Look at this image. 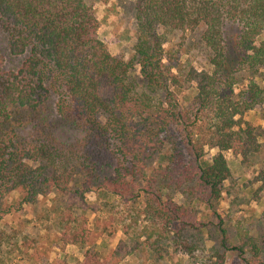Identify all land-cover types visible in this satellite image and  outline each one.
<instances>
[{
    "label": "trees",
    "instance_id": "obj_1",
    "mask_svg": "<svg viewBox=\"0 0 264 264\" xmlns=\"http://www.w3.org/2000/svg\"><path fill=\"white\" fill-rule=\"evenodd\" d=\"M102 1L0 0L8 48L23 56L17 71L4 70L0 58V222L40 196L72 193L63 200L56 247H86L75 264H120L141 243L131 234L101 255L90 248L92 232L84 223L70 226L76 222L66 218L70 208H82L89 190L87 181L72 188L74 174L86 167L97 179L102 172L85 144L96 142V154L108 163L104 192L136 190L144 197L139 214L152 227L142 230L146 240L154 234L165 239L171 224L195 227L193 202L213 207L231 176L225 151L248 163L263 150L244 114L264 103V41H258L264 0H134L136 40L128 60L112 55L99 38L94 4ZM174 31L198 32L200 68L180 59L185 52L165 49ZM134 65L144 83L140 91L129 78ZM184 85L194 89L189 107L173 90ZM51 92L66 121L84 131L80 147L63 143L48 126L26 138L13 137L14 127L13 135L7 131L16 109L33 115ZM154 92L162 98L154 99ZM206 148L216 152L207 157ZM152 160L159 163L150 170ZM259 174L264 177V157ZM128 176L137 182H127ZM169 187L181 189L185 201L163 195ZM241 241L231 248L237 264H264V233L256 239L244 232ZM48 264L70 263L63 253Z\"/></svg>",
    "mask_w": 264,
    "mask_h": 264
},
{
    "label": "rangeland",
    "instance_id": "obj_2",
    "mask_svg": "<svg viewBox=\"0 0 264 264\" xmlns=\"http://www.w3.org/2000/svg\"><path fill=\"white\" fill-rule=\"evenodd\" d=\"M134 2L106 0L94 4L95 15L99 21V38L107 45L112 55L121 56L125 60L132 57L136 40ZM168 40L164 45L166 50L185 52L180 59L191 60L193 66L200 68L202 48L198 32L182 34L174 31L168 34ZM258 41H264V32ZM0 58L2 68L6 71H17L23 59L22 55L10 52L6 34L1 28ZM129 78L134 80L137 90L144 89L138 65H134L130 70ZM173 90L182 106L189 107L192 104L193 88L184 85L178 90L174 87ZM153 98H162V94L154 92ZM58 100V94L51 92L46 105L31 111L36 112L33 115L16 109L7 131L13 135L11 129L14 127L17 133L13 137L26 138L35 134L42 126H48L63 143H75L79 146L85 140L84 131L66 121L57 109ZM244 118L254 124L263 150L248 163H241L240 157L230 150L224 152L231 176L223 181L222 193L213 207H206L198 202L189 205L194 209L195 227L180 223L171 224L165 239L156 240L154 234L155 236L152 235L146 240L141 235L145 234L142 230L150 231L152 227L139 214L145 202L144 197L134 189L131 193L119 191L110 194L102 190L104 180L109 183L111 177L107 171L108 163L104 165L103 157L96 154L95 141L94 144H85L84 150L96 158L98 169L102 172L97 179L86 167L78 169L74 174L72 188L87 181L89 190L84 193L86 203H79L82 208L78 204L70 208V214L66 218H76V222L72 221L70 226L84 223L92 232L91 240L94 243L90 248L97 250L101 255L113 250L120 240L129 239L131 234H136L134 238L141 242L139 247L120 264H237V258L231 248L242 242L243 233L256 239L264 233V177L259 174L264 157V103L245 112ZM31 119L33 121L29 124ZM215 152L216 149L206 148L207 157ZM158 163L155 160L150 161L149 169L155 168ZM136 179L128 176L125 180L135 183ZM138 184L143 182L139 183L138 180ZM70 195L72 193L40 196L33 203L25 204L21 209L12 210L5 215L0 222V264H48L56 255L62 256L63 253L70 264L80 260L86 247L65 244L63 252L56 247L64 227L61 213L63 200ZM163 195L173 198L179 204L185 201L181 189L169 187L163 191ZM12 196L16 194L13 193ZM124 229L129 231L126 236ZM36 250L38 252L34 253ZM245 250L247 256L248 249ZM35 258L39 261L35 262Z\"/></svg>",
    "mask_w": 264,
    "mask_h": 264
}]
</instances>
